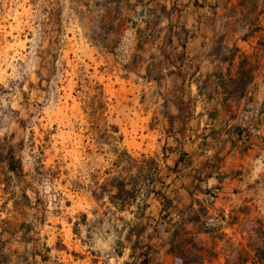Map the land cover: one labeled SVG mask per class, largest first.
I'll return each instance as SVG.
<instances>
[{"label":"crops","instance_id":"obj_1","mask_svg":"<svg viewBox=\"0 0 264 264\" xmlns=\"http://www.w3.org/2000/svg\"><path fill=\"white\" fill-rule=\"evenodd\" d=\"M77 28L149 191L114 235L52 227L0 155V264H264V0H89Z\"/></svg>","mask_w":264,"mask_h":264},{"label":"rangeland","instance_id":"obj_2","mask_svg":"<svg viewBox=\"0 0 264 264\" xmlns=\"http://www.w3.org/2000/svg\"><path fill=\"white\" fill-rule=\"evenodd\" d=\"M88 1L1 0L0 155L13 158L16 186L31 193L33 219L74 220L80 231L106 224L114 235L119 218H131L128 207L120 216L118 199H111L118 196L113 180L125 190L136 185L140 198L142 186L149 191L147 160L125 149L136 139L121 134L120 107L78 40ZM261 1L241 0L249 15ZM36 229L32 238L39 240Z\"/></svg>","mask_w":264,"mask_h":264},{"label":"trees","instance_id":"obj_3","mask_svg":"<svg viewBox=\"0 0 264 264\" xmlns=\"http://www.w3.org/2000/svg\"><path fill=\"white\" fill-rule=\"evenodd\" d=\"M242 2H245V0H242ZM8 160L10 162V169L13 171L16 170L14 164L12 163L13 158L10 156ZM113 183H115V187L117 188L118 196L116 198L111 197V199H118V201H115V204L119 210H125L127 207L129 208L135 201L138 194L137 186L134 185L133 189L125 190V185L122 181L113 180Z\"/></svg>","mask_w":264,"mask_h":264}]
</instances>
